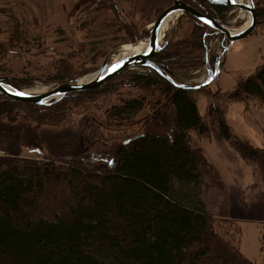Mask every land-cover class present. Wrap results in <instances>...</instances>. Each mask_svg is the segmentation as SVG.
<instances>
[{
    "label": "trees",
    "instance_id": "trees-1",
    "mask_svg": "<svg viewBox=\"0 0 264 264\" xmlns=\"http://www.w3.org/2000/svg\"><path fill=\"white\" fill-rule=\"evenodd\" d=\"M90 1L106 2L100 4L104 14L117 10L113 1ZM181 1L225 25L231 17L230 10L207 0ZM256 5L259 20L264 19V0ZM115 15L101 28L111 33L95 36L110 40L90 44L89 52L101 51L100 58L115 41L137 45L149 35L141 30L139 37L130 25L116 26ZM183 19L191 20L192 31L175 39L155 60L177 83L190 84L205 63L207 43L218 34L192 16ZM11 29L10 43L17 46L10 48V56L15 57L27 40L19 26ZM52 51L43 48L38 55L48 58L33 68L38 76L26 69L0 76L23 89L41 78L55 86L76 82L99 68L97 60L88 70L85 58ZM6 61L7 47L0 44V65ZM207 87L180 89L152 69L132 68L98 88L48 106L17 102L0 93V123L37 128L68 125L76 112L112 99L100 107L105 133L90 146L84 142L79 156L17 159L0 171V264H255L217 231L206 203L215 175L193 148L192 134L231 140L245 157L264 161V151L239 140L227 122L234 103L264 105V64L233 91L209 93L203 117L198 95Z\"/></svg>",
    "mask_w": 264,
    "mask_h": 264
},
{
    "label": "rangeland",
    "instance_id": "rangeland-1",
    "mask_svg": "<svg viewBox=\"0 0 264 264\" xmlns=\"http://www.w3.org/2000/svg\"><path fill=\"white\" fill-rule=\"evenodd\" d=\"M105 1L115 2L117 12L102 13L100 4L106 3L104 1L94 5L90 0H0V44L6 45L8 55V61L0 65V72L11 73L13 76L26 69L36 75L40 74L33 68L48 60L47 57L38 56L43 52V48L45 51L53 50V53L56 52L55 55L73 54L85 58L84 64L88 70L97 60L99 70L110 53L125 46L135 45L115 41L108 47L104 58L98 57L101 51L90 53L92 42L111 38L95 39L99 34L111 33L102 32L105 19L108 21L112 17L115 18L116 13L119 15L115 22L116 26L122 25L120 28L124 25L133 26L139 37L141 30L147 31L148 37L136 43L139 45L147 42L152 24L172 5L171 0ZM242 1L245 0H238ZM254 2L257 3V0ZM177 19L178 17L173 18L164 40H169L173 31L176 32L174 40L185 37L192 31L191 20L180 19L177 22ZM248 22L249 15L237 10L231 14L226 26L233 30H242ZM260 22L252 36L230 47L218 67L219 75L204 93L198 95V110L201 116H207L209 93L233 91L264 64V19H260ZM16 26H19L27 43L22 44L21 54L11 57L10 48L17 45L10 43L9 36L11 31L15 30L11 28ZM123 34L124 32L118 33L117 36ZM227 46V39L220 33L207 43L205 63L194 73V80L190 84L208 80L209 70L215 72L217 62ZM117 57L119 55L115 59ZM25 66L29 68H23ZM98 70L88 73L85 77L95 74ZM27 80L31 83V80ZM53 86L55 85L44 83V79L41 78L19 90L39 93ZM110 100L111 97L100 99L95 107L88 111L76 112L70 123L60 128L50 126L37 128L36 125L11 126L1 122L0 171L17 159L42 161L44 158L66 159L79 156L84 142L90 146L105 133L99 123L102 115L100 107L107 106ZM227 122L239 140L264 151L263 104L251 101L248 102V106L234 103L229 107ZM192 146L202 153L213 168L216 183L209 190L206 203L208 210L215 217L218 233L231 238L252 262L264 264V161L245 157L231 140L216 137L199 138L192 134Z\"/></svg>",
    "mask_w": 264,
    "mask_h": 264
},
{
    "label": "water",
    "instance_id": "water-1",
    "mask_svg": "<svg viewBox=\"0 0 264 264\" xmlns=\"http://www.w3.org/2000/svg\"><path fill=\"white\" fill-rule=\"evenodd\" d=\"M213 5H220L225 7H230L231 9L244 11L249 15L248 25L245 26L242 30H233L227 27L222 23L220 19L214 18L210 15L203 14L201 11L193 7L192 5L181 1V0H171L172 5L164 10L156 19V21L151 26L150 36L146 42V49L144 52L140 53H123L124 48L116 50L110 53L100 69L86 81L78 80L76 82H68L58 84L56 86L45 89L43 92L35 93L31 91L19 90L9 83L6 79L0 78V93L7 98L21 102V103H30L38 106H48L52 103L60 101L61 99L69 96L73 93L84 92L98 88L105 83L115 79L120 76L126 70L132 68H149L156 71L166 80L171 82L177 88L184 90L197 91L201 90L210 84L217 78L220 73V63L224 55L228 52L230 47L252 36L260 25V20L257 12V5L254 0H245L238 2V0H208ZM190 15L202 24L208 26L209 28L217 31L218 33L225 36L228 41V46L225 48L221 57L217 62V68L215 72L209 70L208 80L201 82L199 84H183L177 83L172 76L164 70L160 64L155 60V57L158 53L165 50L170 46L175 37V31L172 32L169 40H164L160 38L161 32L164 25L172 18ZM165 36V35H164ZM164 38V37H163ZM132 49L137 45H129ZM126 54L121 59H115L117 55L120 56ZM119 53V54H118ZM89 77V76H88ZM86 78V77H85ZM17 93H24V95H17Z\"/></svg>",
    "mask_w": 264,
    "mask_h": 264
},
{
    "label": "bare ground",
    "instance_id": "bare-ground-1",
    "mask_svg": "<svg viewBox=\"0 0 264 264\" xmlns=\"http://www.w3.org/2000/svg\"><path fill=\"white\" fill-rule=\"evenodd\" d=\"M172 20H173V18L170 19V20L164 25L163 30H162L161 35H160V38H161V39H163L164 35H166V33H167V31H168V28H169V25H170V23L172 22ZM145 49H146V43H139V45L135 46L133 49H132L130 46H125V47H124V50H123V53H127V52H129V53H131V54H132V53H140V52H144ZM129 53H127V54H129ZM125 55H126V54H122V55H120L119 57H117L116 59H121V58H123ZM89 78H90V76L87 77V78H84V79H82V80L86 81V80H88ZM44 90H45V89H44ZM44 90H43V91H44ZM31 92H33V91H31Z\"/></svg>",
    "mask_w": 264,
    "mask_h": 264
},
{
    "label": "flooded vegetation",
    "instance_id": "flooded-vegetation-1",
    "mask_svg": "<svg viewBox=\"0 0 264 264\" xmlns=\"http://www.w3.org/2000/svg\"><path fill=\"white\" fill-rule=\"evenodd\" d=\"M207 2L210 4V5H213V4H211L208 0H207ZM191 5V4H190ZM193 6V5H192ZM213 6H215V5H213ZM220 6V5H219ZM193 7H195V6H193ZM224 8H227L228 10H230V12H231V14L232 13H234L235 11H237V10H234V9H231L230 7H225V6H223ZM196 8V7H195ZM197 9V8H196ZM199 10V9H198ZM200 11V10H199ZM205 14V13H204ZM207 15H210V14H208L207 13ZM211 16V15H210ZM187 17H191L190 15H186V16H182V17H180V19L182 20L183 18H187ZM213 17V16H212ZM214 18H216V17H214ZM218 19V18H217ZM218 34V33H217ZM174 41V40H173ZM5 79V78H4Z\"/></svg>",
    "mask_w": 264,
    "mask_h": 264
},
{
    "label": "snow or ice",
    "instance_id": "snow-or-ice-1",
    "mask_svg": "<svg viewBox=\"0 0 264 264\" xmlns=\"http://www.w3.org/2000/svg\"><path fill=\"white\" fill-rule=\"evenodd\" d=\"M17 95H24V93H17Z\"/></svg>",
    "mask_w": 264,
    "mask_h": 264
}]
</instances>
